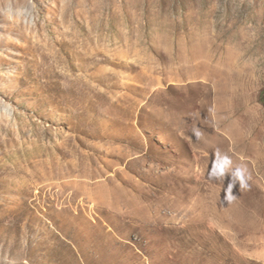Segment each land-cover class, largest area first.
Returning a JSON list of instances; mask_svg holds the SVG:
<instances>
[{
	"label": "rangeland",
	"instance_id": "obj_1",
	"mask_svg": "<svg viewBox=\"0 0 264 264\" xmlns=\"http://www.w3.org/2000/svg\"><path fill=\"white\" fill-rule=\"evenodd\" d=\"M0 264H264V0H0Z\"/></svg>",
	"mask_w": 264,
	"mask_h": 264
},
{
	"label": "clouds",
	"instance_id": "obj_2",
	"mask_svg": "<svg viewBox=\"0 0 264 264\" xmlns=\"http://www.w3.org/2000/svg\"><path fill=\"white\" fill-rule=\"evenodd\" d=\"M193 134L197 139L201 138V132L198 129H193ZM233 162L230 156L220 151L214 152V160L212 161V167L209 172L210 178H224L226 173L231 174V181L227 186L225 200L231 203L236 195L233 194L232 189L237 182H239V188L247 189L249 187L248 180L251 179L250 174L246 166L239 165L233 168Z\"/></svg>",
	"mask_w": 264,
	"mask_h": 264
}]
</instances>
